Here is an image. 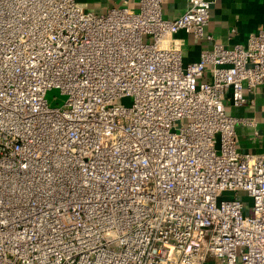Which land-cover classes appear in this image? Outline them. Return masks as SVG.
I'll use <instances>...</instances> for the list:
<instances>
[{"label": "built area", "instance_id": "obj_1", "mask_svg": "<svg viewBox=\"0 0 264 264\" xmlns=\"http://www.w3.org/2000/svg\"><path fill=\"white\" fill-rule=\"evenodd\" d=\"M213 3L0 0V264H264V152L236 129L258 121L230 112L264 27L225 46Z\"/></svg>", "mask_w": 264, "mask_h": 264}, {"label": "crops", "instance_id": "obj_2", "mask_svg": "<svg viewBox=\"0 0 264 264\" xmlns=\"http://www.w3.org/2000/svg\"><path fill=\"white\" fill-rule=\"evenodd\" d=\"M108 1L111 3V0H104L105 4ZM187 5L188 0H164V16L173 18L184 11ZM211 14L207 30L214 35L216 41L231 46L245 42L251 32L264 27V0H214ZM177 35L185 41L186 63L197 60L201 50L209 45L184 31ZM230 112L237 116H252L257 119V128L237 124L238 142L242 150L264 152V86L258 88L253 103L231 107ZM256 129L258 133H255Z\"/></svg>", "mask_w": 264, "mask_h": 264}, {"label": "rangeland", "instance_id": "obj_3", "mask_svg": "<svg viewBox=\"0 0 264 264\" xmlns=\"http://www.w3.org/2000/svg\"><path fill=\"white\" fill-rule=\"evenodd\" d=\"M87 2V5H90V8L94 2H104V0H83ZM47 99L49 100L50 104L52 105H61L66 99V96L61 93L60 89L54 88L48 91ZM128 102L129 100H125Z\"/></svg>", "mask_w": 264, "mask_h": 264}]
</instances>
